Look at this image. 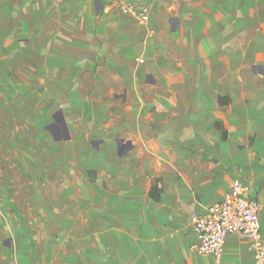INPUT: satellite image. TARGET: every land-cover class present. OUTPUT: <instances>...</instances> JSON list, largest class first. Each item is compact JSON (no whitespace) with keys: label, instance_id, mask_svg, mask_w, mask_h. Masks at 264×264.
I'll return each instance as SVG.
<instances>
[{"label":"crops","instance_id":"1","mask_svg":"<svg viewBox=\"0 0 264 264\" xmlns=\"http://www.w3.org/2000/svg\"><path fill=\"white\" fill-rule=\"evenodd\" d=\"M245 2L198 0L213 5L199 18L194 0H155L143 24L110 0H0V174L11 162L27 183L10 194L0 185L2 264H215L196 251L191 214L220 202L236 180L261 204L264 234V75L219 68L218 56L217 78L194 93V38L198 46L212 39L214 22L230 31L223 49L240 58L254 45L248 31L263 41V24L247 25ZM194 19L214 22L194 36ZM224 96L230 104L222 107ZM84 137L96 147L113 137L117 146L131 142L128 156L142 167L118 176L127 188L112 186L94 209L78 199L59 216L46 185L54 162L48 151L77 147ZM191 143L202 153L192 183L162 172L169 183L156 203L142 170L157 150ZM221 264L258 263L247 240L231 235Z\"/></svg>","mask_w":264,"mask_h":264},{"label":"rangeland","instance_id":"2","mask_svg":"<svg viewBox=\"0 0 264 264\" xmlns=\"http://www.w3.org/2000/svg\"><path fill=\"white\" fill-rule=\"evenodd\" d=\"M245 10L248 14L247 25L253 27L254 25L263 24L264 20H258L252 15L256 14L259 16H264V0H245ZM213 5H202L198 3V0H194V14L199 12L206 13L211 11ZM214 10L213 12H215ZM220 11V10H219ZM209 14L212 12H208ZM207 13V14H208ZM199 15V14H198ZM202 15H199L201 18ZM208 23V27L213 24L214 21H201L194 19V36L196 32L200 29L202 23ZM174 23V22H173ZM220 22H214L213 27L214 34L212 39L206 37L203 39V43L199 46L197 45V40L194 38V93H200L203 91V86H208V81L212 78H217L215 71H213L214 61L217 60L216 57H222L223 67L226 70H233L246 66L250 71L251 75H264V68H260L259 65L264 60V53L259 48V44L262 41L261 34L255 36V32L248 31L249 39L253 42V46L247 48L245 57L240 58L238 54L232 53L230 48L223 49L225 46L222 45V41L225 37H228L230 31L223 33V30L218 27ZM264 31V30H263ZM225 34V35H224ZM207 40V41H206ZM207 42V45L205 46ZM264 44V39L262 41ZM226 50V51H224ZM221 51V52H220ZM261 66V65H260ZM223 70V69H221ZM225 72V70H223ZM232 71V72H233ZM207 80V81H206ZM215 80V79H213ZM210 82V81H209ZM204 83V84H203ZM121 104V102H120ZM230 104V99L227 96H224L222 101V107H225ZM123 108L122 104L120 105ZM120 108H118L119 110ZM126 114V111L123 113ZM122 114V115H123ZM124 117V116H123ZM58 118V116H57ZM126 118L119 120V123L125 122ZM60 123V122H59ZM217 128L223 130V124L218 122ZM221 134H224L222 132ZM85 142L81 140L80 144L71 145L64 148L55 147L53 154L51 150L48 151L49 158L54 157V162L49 163V168H53L50 174L49 181L47 186L53 190V204L54 212L61 216L63 213V204L69 205L76 202L80 199L86 206L87 210L94 209L100 205L101 198H109L110 191L118 188H127L126 183L121 182L120 184L114 181L118 176H126L128 172L137 171V169L142 167L140 165L141 160L136 164L135 161L130 159L132 156H128L127 149H122V156L118 150L117 143L115 138H111V142L105 146L102 144L93 146L89 139L84 137ZM64 139V136L61 137ZM186 141V140H184ZM85 144V145H84ZM84 145V146H83ZM39 150H35V153H38ZM46 154V153H45ZM157 157L152 159V164L150 169H141L143 172H146L150 176V190L149 196L151 198V192L155 189L161 190L162 196L167 187V181L163 178H160L162 172H169L171 174H178L186 178L187 183H192L191 176L194 173V167L199 162L200 155L202 154L200 149L194 147V143L190 145L177 147V148H166L163 150H157ZM47 156V155H46ZM6 166V175L0 174V185L4 184L5 189L10 194V192L15 191L16 188L23 187V184H27L24 180L22 173L15 169L14 165H11V162H7ZM135 165V166H134ZM5 164L1 163L0 168H3ZM134 166V169L132 167ZM145 168V167H144ZM157 175V177H156ZM159 176V177H158ZM45 183V182H44ZM139 184L147 183L138 182ZM41 184V182H40ZM115 184V185H114ZM1 185V187H2ZM45 185V184H43ZM161 196V199H162ZM19 199V198H18ZM27 201V198H21ZM24 201V202H26ZM37 202H40V199L37 198ZM62 204V206H60ZM15 206V207H14ZM58 206V207H56ZM18 205H13V207H8V209H18ZM20 210V209H19ZM25 210V205H24ZM11 216L13 212L10 211ZM46 216L45 214H43ZM14 216V215H13ZM21 216V214H20ZM24 216V215H23ZM42 219V218H40ZM25 224L30 225V223L23 219ZM23 222V223H24ZM28 231L32 232L34 229L28 227ZM12 236L16 235V230H13L10 227ZM18 231V230H17ZM23 229L19 230L20 236L23 235ZM5 238V233L0 234V239ZM2 264V262H0Z\"/></svg>","mask_w":264,"mask_h":264},{"label":"built area","instance_id":"3","mask_svg":"<svg viewBox=\"0 0 264 264\" xmlns=\"http://www.w3.org/2000/svg\"><path fill=\"white\" fill-rule=\"evenodd\" d=\"M110 1L121 13L134 16L143 24L151 22L155 0ZM261 210L259 201L249 196V187L239 180L234 181L220 202L211 205L204 212L191 214L197 253L210 256L215 264H221L228 238L238 235L247 240L253 259L258 264H264Z\"/></svg>","mask_w":264,"mask_h":264},{"label":"water","instance_id":"4","mask_svg":"<svg viewBox=\"0 0 264 264\" xmlns=\"http://www.w3.org/2000/svg\"><path fill=\"white\" fill-rule=\"evenodd\" d=\"M59 115H60V114H59ZM56 120H58V119H56ZM62 123H63V122H61V125H63ZM65 127H66V126H65ZM63 128H64V126H63ZM65 134H66L67 139H69L70 137L67 136V132H66V131H65ZM128 146H129V147H132L131 142H128L127 144H125L123 140H119V141H118V148H119L120 155H123V154H124V153H122V149H128Z\"/></svg>","mask_w":264,"mask_h":264},{"label":"trees","instance_id":"5","mask_svg":"<svg viewBox=\"0 0 264 264\" xmlns=\"http://www.w3.org/2000/svg\"><path fill=\"white\" fill-rule=\"evenodd\" d=\"M219 125V124H218ZM222 138H225V133L223 134ZM161 190L155 189L154 192H151V199L153 201H155L156 203H160L161 202V196H162Z\"/></svg>","mask_w":264,"mask_h":264},{"label":"flooded vegetation","instance_id":"6","mask_svg":"<svg viewBox=\"0 0 264 264\" xmlns=\"http://www.w3.org/2000/svg\"><path fill=\"white\" fill-rule=\"evenodd\" d=\"M57 119H58V122H62V117L60 115L58 116Z\"/></svg>","mask_w":264,"mask_h":264}]
</instances>
